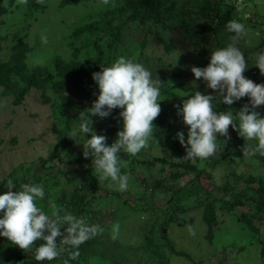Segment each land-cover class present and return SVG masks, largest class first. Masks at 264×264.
I'll return each mask as SVG.
<instances>
[{
	"label": "rangeland",
	"instance_id": "rangeland-1",
	"mask_svg": "<svg viewBox=\"0 0 264 264\" xmlns=\"http://www.w3.org/2000/svg\"><path fill=\"white\" fill-rule=\"evenodd\" d=\"M24 1L0 3V73L9 69L0 74V181L11 179L16 188L38 183L45 197L37 205L46 213L67 211L102 227L79 246L75 264H264V195L259 191L264 155L242 154L243 144L255 141H244L229 126L228 139L217 137L216 153L193 160L183 158L185 150L175 139L177 131L186 132L175 106L194 91L215 95L204 81L193 84L190 68L206 66L210 53L230 42L229 20L247 29L238 43L249 63L243 75L264 82L253 66L255 53L264 49V0H161L157 26L124 22L131 4L140 0H39L42 8L32 14ZM118 7L126 10L112 25L122 24V33L111 47L109 35L99 39L98 27ZM96 46L106 67L120 56L133 58L159 79L161 111L154 123L171 129L176 143L170 146L154 132L155 139L135 156L119 152L125 162L121 172L129 176L125 191L100 180L91 159L82 156L83 140L70 136L98 95L92 77L80 81L78 91L66 90L73 52L85 63ZM13 86L20 92L16 96L7 93ZM247 102V97L232 105L214 100L217 111L234 114ZM119 111L90 117L108 144L121 128ZM256 111L264 115V105ZM0 189L7 191V184ZM231 203L236 206L230 209ZM176 216L182 226L173 222ZM66 246L60 245L64 250L54 260L36 261L32 251L0 237V264H64Z\"/></svg>",
	"mask_w": 264,
	"mask_h": 264
},
{
	"label": "clouds",
	"instance_id": "clouds-1",
	"mask_svg": "<svg viewBox=\"0 0 264 264\" xmlns=\"http://www.w3.org/2000/svg\"><path fill=\"white\" fill-rule=\"evenodd\" d=\"M225 28L232 34L230 42L214 49L206 66L190 68L193 84L197 79L202 80L215 95L194 91L175 106L176 114L186 126V132L175 133L186 159H206L216 153L217 137L228 139L229 126L244 141H255L254 144H243V156L264 155V115L256 111L258 106L264 105V82L255 83L243 75L249 63L238 43L246 34L245 25L238 20H229ZM253 66L264 75V49L255 53ZM92 80L98 95L91 106L81 112L78 127L70 132V136L74 141L77 138L83 140L82 156L91 159L99 179L110 180L120 191H125L129 176L121 172L125 162L118 153L123 151L135 156L155 139L153 121L161 111V82L142 63L124 56L92 73ZM243 97H247L248 102L235 114L231 109L216 110L214 100L232 105ZM113 109H120L121 128L116 139L108 144L105 135L96 134L90 117L107 118ZM44 197L42 185L23 183L16 188L9 179L7 191L0 193V237L7 238L22 250L32 251L36 261L54 260L64 250L60 245L71 246L74 251L70 255L75 259L79 255V246L103 229L71 212L61 214L54 210L49 215L37 205ZM36 241L42 243L33 247Z\"/></svg>",
	"mask_w": 264,
	"mask_h": 264
},
{
	"label": "trees",
	"instance_id": "trees-1",
	"mask_svg": "<svg viewBox=\"0 0 264 264\" xmlns=\"http://www.w3.org/2000/svg\"><path fill=\"white\" fill-rule=\"evenodd\" d=\"M3 0H0V3ZM26 12L27 14H32L36 10L42 8V5L39 0H25L24 1ZM131 11L128 15L124 17L125 21H138V23L145 24L146 22L150 21L155 26H157L160 21L161 17L159 15L160 11L164 8L163 3L161 0H140L135 3H132ZM126 8L125 7H118L115 9H112L108 11L104 17L101 20V26H99L100 31V37L99 39H102L105 35H109V41L108 45L111 47H114L116 43L119 41L121 33H122V24L118 25H112L115 18L119 15H123L125 13ZM163 26V25H162ZM96 43V42H95ZM77 51L74 50L73 52V61L71 63L72 70L69 72L68 80H67V87L66 90L70 92H76V90H79V82L80 81H87L89 78L92 77V73L100 71V68L106 67V58L102 57L101 50L99 46H96V51H94V55L88 59L85 63H80L75 60L77 57ZM7 67H3L2 72L0 73L1 76H5L8 72ZM83 79V80H81ZM168 89H165L167 91ZM7 93L14 94L15 96L18 95L19 89L13 87H10L8 89ZM88 98H93L90 95L87 96ZM239 111V109H236V112ZM153 124L155 126L154 132L156 133V136L159 138L166 139L167 144L170 146H174L176 143L174 142V136H171L170 132L171 129H164L160 124H156L153 121ZM169 132V133H168ZM7 179H4L0 181V188H2L4 185L7 184ZM1 190V189H0ZM259 191L261 195H264V182L259 185ZM236 206L235 203H231L229 205V208H234ZM208 214L213 216L214 214V208L209 203L208 204ZM213 219V218H212ZM173 222L176 223L178 226H182L184 224V221L181 219L180 216H176L173 219ZM214 226V221L208 222V230L209 234H211V229ZM59 239V238H58ZM74 251L71 246H66V254L65 259L68 261V264H75L80 259V251L79 255L75 258H71V252ZM31 260H24L23 264H30Z\"/></svg>",
	"mask_w": 264,
	"mask_h": 264
}]
</instances>
